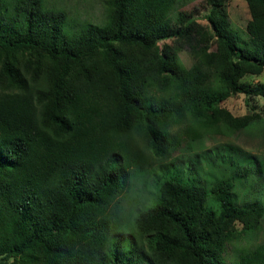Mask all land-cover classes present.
I'll return each instance as SVG.
<instances>
[{"label":"trees","instance_id":"16d2710c","mask_svg":"<svg viewBox=\"0 0 264 264\" xmlns=\"http://www.w3.org/2000/svg\"><path fill=\"white\" fill-rule=\"evenodd\" d=\"M103 1L104 22L80 25L46 0H0V264H264V242L227 258L264 224L263 201L235 191L264 158L209 187L164 169L263 119L223 104L264 97L244 80L264 72V0H245L244 39L231 0H207L203 18L183 0ZM147 168L158 198L126 222Z\"/></svg>","mask_w":264,"mask_h":264},{"label":"rangeland","instance_id":"374dc122","mask_svg":"<svg viewBox=\"0 0 264 264\" xmlns=\"http://www.w3.org/2000/svg\"><path fill=\"white\" fill-rule=\"evenodd\" d=\"M46 2L51 6L65 8L72 17L71 19L80 22V25L87 21L104 22L106 5L103 0H46ZM183 2L186 4L183 10L197 12L203 18L206 10L201 13L200 11L207 6V0H183ZM227 8L232 26L243 39L248 38L247 23L251 14L245 0H231ZM174 20L176 21V14H174ZM202 21L204 24H208L206 20ZM181 58L186 66H191L193 61L188 52L182 51ZM244 80L253 84L264 82V72L260 75H247ZM223 106L234 115L258 111L263 119L252 123L246 129L231 134L209 135L205 138L204 145L195 151L182 147L166 163L164 168L166 172L178 173L177 170L180 172V169L177 168L182 165L181 179L183 181L196 182L209 187L211 183L222 177L237 179L238 168L242 166L256 167L254 158L257 159V162L264 158V97H252L248 102L246 95L238 94L229 98ZM184 160L185 163H183ZM158 186L152 169L134 170L130 191L123 201L126 222L133 220L137 208L143 205L148 206L157 200ZM235 191L239 203L256 201L264 203V176L255 172L246 175L242 181H236ZM262 242H264V224L259 231L244 234L238 243H232L228 248L227 258L233 262L237 257L239 246L248 243L257 245Z\"/></svg>","mask_w":264,"mask_h":264}]
</instances>
